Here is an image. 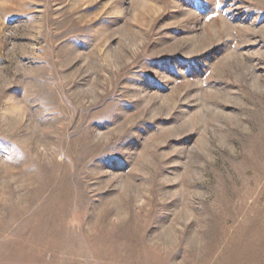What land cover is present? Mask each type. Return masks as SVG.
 Masks as SVG:
<instances>
[{
  "label": "rangeland",
  "instance_id": "rangeland-1",
  "mask_svg": "<svg viewBox=\"0 0 264 264\" xmlns=\"http://www.w3.org/2000/svg\"><path fill=\"white\" fill-rule=\"evenodd\" d=\"M0 264H264V0H0Z\"/></svg>",
  "mask_w": 264,
  "mask_h": 264
}]
</instances>
